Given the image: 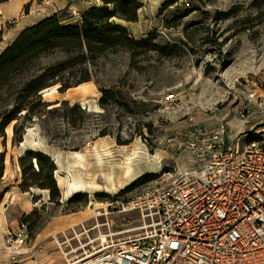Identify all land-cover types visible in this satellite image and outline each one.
<instances>
[{"label": "rangeland", "instance_id": "obj_1", "mask_svg": "<svg viewBox=\"0 0 264 264\" xmlns=\"http://www.w3.org/2000/svg\"><path fill=\"white\" fill-rule=\"evenodd\" d=\"M137 1V20H113L136 40L154 36L151 43L99 53L41 50L0 81V119L15 113L0 132V264H64L83 251L74 252L82 242L89 248L102 235L136 233L143 220L125 210L127 202L169 188L176 169L190 167L188 153L174 146L175 132L191 128L190 116L204 126L218 118L247 130L264 120V0ZM103 5L0 3V54L44 18L77 25L90 7ZM85 83L88 91L75 88ZM30 152L48 158L41 172ZM127 157L143 181L122 189L128 178L118 173ZM59 173L79 177L83 188L70 194ZM21 227L26 244L10 246L9 234Z\"/></svg>", "mask_w": 264, "mask_h": 264}, {"label": "built area", "instance_id": "obj_2", "mask_svg": "<svg viewBox=\"0 0 264 264\" xmlns=\"http://www.w3.org/2000/svg\"><path fill=\"white\" fill-rule=\"evenodd\" d=\"M189 121L174 146L190 167L176 169L169 188L127 202L143 220L138 231L102 239L64 264H264V120L249 130ZM28 236L21 227L7 241L17 248Z\"/></svg>", "mask_w": 264, "mask_h": 264}, {"label": "trees", "instance_id": "obj_3", "mask_svg": "<svg viewBox=\"0 0 264 264\" xmlns=\"http://www.w3.org/2000/svg\"><path fill=\"white\" fill-rule=\"evenodd\" d=\"M8 0H0V3ZM103 6H92L83 15V21L77 25H63L57 15L44 18L35 25L26 27L18 37L0 54V81L6 80L9 74L20 64L27 62L41 50L57 47H86L91 53H99L116 46L132 48L137 44H149L154 36L136 40L128 28L116 23L113 18L118 16L128 21L137 20V11L142 6L137 0H103ZM3 32L0 30V41ZM161 47V46H159ZM166 51L164 47H161ZM170 55V54H169ZM15 114V113H14ZM9 114L0 119V132L8 126L15 115ZM36 158V163L42 166L41 172L48 158L42 153L28 154ZM51 163L50 173L55 170ZM143 180H138V185Z\"/></svg>", "mask_w": 264, "mask_h": 264}, {"label": "bare ground", "instance_id": "obj_4", "mask_svg": "<svg viewBox=\"0 0 264 264\" xmlns=\"http://www.w3.org/2000/svg\"><path fill=\"white\" fill-rule=\"evenodd\" d=\"M89 86H90L89 84L85 83V84L77 85L75 88H79V89H83L85 91H88L89 90ZM52 89H56V87H53ZM76 155H77V157H78L79 160H81L82 162H84V159L85 158H84V155L82 153L77 152ZM126 160H128L127 163H126V165L123 166L122 170L118 173L119 175H121L120 176L121 178H124V177H127L128 178L127 184L125 186H123V188L121 187L122 189H125L128 186H131L134 182H137L143 176L141 173H138V172H135L134 171V168L132 166V160H133L132 157H127ZM37 164H38V161H37ZM56 178H57V180L60 183H64L65 180L67 179L68 186H69V193L70 194L71 193H74L75 191L80 190L81 188H83V183L80 181V178L77 177V176H74L73 179L68 180V177L66 178L62 174L59 173V174H57ZM109 179L111 181L115 182L112 176ZM102 184H104V183H102ZM93 203L94 202L92 201L91 204H90V207L93 206ZM95 214L98 215V216L99 215H103L102 212H100V211H97ZM102 239L103 240H106L105 235H102ZM94 241L95 240H93L91 243H93ZM88 245H89V243L84 244L82 242V245H80L79 248L75 249L74 252H78L79 250L87 249Z\"/></svg>", "mask_w": 264, "mask_h": 264}, {"label": "crops", "instance_id": "obj_5", "mask_svg": "<svg viewBox=\"0 0 264 264\" xmlns=\"http://www.w3.org/2000/svg\"><path fill=\"white\" fill-rule=\"evenodd\" d=\"M1 5H4V4H1Z\"/></svg>", "mask_w": 264, "mask_h": 264}]
</instances>
